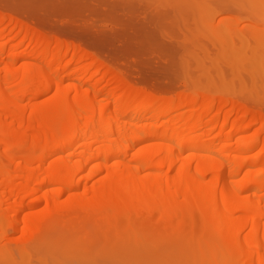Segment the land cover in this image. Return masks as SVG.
Segmentation results:
<instances>
[{"label":"bare ground","instance_id":"6f19581e","mask_svg":"<svg viewBox=\"0 0 264 264\" xmlns=\"http://www.w3.org/2000/svg\"><path fill=\"white\" fill-rule=\"evenodd\" d=\"M87 1L90 5L94 4L91 0ZM230 1L232 0H220L219 7ZM31 2L32 0L29 4ZM76 2L71 4L74 21L79 19L82 6L85 5V2L83 5ZM101 2L102 0L99 3L97 1L98 6H90L88 12L90 14L87 15L91 16L93 22L92 20L89 22L91 23L89 27L85 24L86 28L74 35L75 41L73 39L67 41L68 39L60 38L55 34L46 33V35L45 31L42 34L43 31L33 27L35 23L31 26L27 21H22V17L17 19L18 16H0V192L8 193L4 201L14 199L13 201L19 204L16 210L15 205L10 204L8 200L9 204H7L10 206L0 207V225L2 226L8 219L12 221L13 216L16 217L10 226L16 232L22 231L24 238L23 244L17 248L21 253L28 252L30 247L34 248L36 257L40 256L34 258L41 261L40 237L51 222L59 217V213L65 211V208H62L65 198L62 202L60 197L68 194L66 202L70 203V206L82 208L88 213L87 215H91L89 212L93 210L99 212L102 230L108 233L106 235L112 233L111 229L118 234L121 218L130 220L136 230L140 228L138 225L142 221L144 225L153 226L154 229L159 220L169 219L175 224L185 223L182 221H188L187 218L193 222L198 219L197 230L202 239L199 241L201 248H209L208 252H212L213 249L210 248L218 244L213 241V236L211 237L214 232L221 239V244H218L220 252H216L220 258L213 256L215 257L213 263L264 264V136L262 135L264 120L261 123L259 114L257 116L255 112L257 109L253 112L249 104L246 105L236 96H229L231 90L228 94L225 89L228 95L226 96L221 87L219 89L215 87L217 84H214V87L209 84L208 86L202 84V80L199 81L198 77H192V71L197 69L194 67L197 62L193 61L195 65L191 66L190 62L194 60L191 55L196 54L197 57L198 53L200 55L202 53L204 58L198 56V65L205 59L204 62L210 61L205 64L209 66L210 63L209 67H213L212 61L214 63L217 58L221 59L220 61L225 59L217 56L219 51H216L217 48L225 49L223 43L213 38L214 41L210 42L206 41V37V40H200L199 37L196 39L194 36L197 35L193 36L194 30L184 39H181L182 35L180 39L171 37L172 35L169 37L165 29L158 30L160 33L157 34L152 33L157 29L144 32L143 27L141 33H138L141 27L138 19L137 22L134 19L135 22L132 21L133 24H137L136 26L129 25L133 32L130 37L125 36L129 29H125L124 26V29L112 34L105 31L108 35L101 31L102 28L100 32L99 28L94 27L95 24L97 27L98 23L96 17L102 15ZM175 6L179 7V5ZM178 7L177 10L163 11L166 13L165 17L168 16L169 19L170 14L173 13L175 18L171 15L170 19H179ZM59 10L62 12L61 9ZM172 11H175L177 16ZM217 12L218 9L214 11V15ZM49 15L48 12L47 17H51ZM131 17H134L133 14ZM165 17L161 16L163 21ZM238 18L242 17L232 18L227 14L220 20L230 22L231 19V22L237 24L240 33L244 29L255 30V26L242 24L241 19ZM178 22L177 20V23H174L176 28L181 23ZM182 23L180 27L178 26L180 30L183 25L188 26ZM55 26L58 27L56 24ZM67 26L69 27L68 23ZM15 28H19V33L14 35ZM20 32H24L25 36L21 37ZM155 34L156 38L158 35L157 40L163 36L160 40L162 44L166 39L168 40V42L166 40L168 45H165L167 48L169 46L168 57L157 59L156 56L151 58L148 55V53L152 55V51H157L154 48L156 45L153 44ZM261 35L264 34L261 33L257 39L263 37ZM241 36L245 35L241 33ZM193 37L196 39V45H193L195 42ZM27 41L34 42L33 52L26 50H22V53L15 52ZM258 42L254 48L246 47L243 52L247 57L246 52L250 50L252 55L248 56V59L252 58L253 63L256 60L255 62L258 61L260 64L254 63L250 66L249 63L240 71H252L250 69L253 67L263 65L260 59L253 60L254 55L258 53V46L264 45V41L258 40ZM162 44L156 47L159 48ZM247 44L250 46V42ZM220 45L223 47L221 48ZM195 46L196 48L193 49ZM7 50H10L8 57L5 55ZM213 51L216 53L213 54ZM155 58L157 60H154ZM21 59L28 60L16 67ZM223 62L228 66L227 63L231 60L225 59ZM222 63L214 64V69L219 68L218 71H223L226 67L224 68L226 71L230 68L234 70L232 63H229L228 68L224 64L221 66ZM119 64L125 67L121 68ZM78 66H83L84 71H96L92 78L96 74H101V77L92 84L82 81L75 86L67 85L66 79L70 76L63 71H77V68L73 69V67ZM202 66L197 71L206 68L205 71L208 72V67ZM209 70L212 71V68ZM133 71L141 75L139 78L141 77L142 81H139L143 82L146 89L131 83L129 77ZM241 75L243 78V74L240 73L238 78ZM108 76H111V80L116 85L110 89L99 88L98 85ZM178 79L185 81L187 88L186 91L184 89L180 92L179 96L177 95V99L165 96L161 98L158 96L159 93L157 96L152 93V88L157 90L162 88L161 80L162 82L168 80L167 86L173 87ZM38 84L40 86L36 87ZM86 85L92 88H87ZM104 91L115 100L103 103L100 98ZM157 103L162 106L155 108L154 104ZM111 106L115 107L118 122L120 118L128 117L130 112H135L136 115L128 125L110 127L101 132L98 128H102L112 118L110 114L114 111ZM199 106L205 107L200 110ZM187 107H190L189 111L183 110ZM140 109H149L150 112L140 115ZM179 110H183L185 115L183 111L182 114H177ZM232 114L236 117H232ZM258 119L261 126L260 128L258 126V131L253 130L255 136L251 133L254 138L245 144L240 142L246 137L241 136L238 139L239 134L250 131L253 123ZM159 123L161 125H158ZM251 134L248 136L250 137ZM236 138L241 140L236 141L234 145L233 140ZM27 139H32V144ZM208 140L211 142L208 143ZM26 142H30L27 148L31 150L23 149ZM34 193L44 194V200L46 197V203L50 204V208L47 207L46 210L39 208V211H30L20 216L24 206L27 207L24 201ZM42 194L37 195L39 203L43 200ZM85 218L88 220L90 217L85 216ZM110 218L116 220L112 225L108 222ZM19 222L23 224L20 225ZM4 225L3 230L7 224ZM68 225L66 229L54 228L55 234L48 242L50 248L61 247L65 234L74 238L85 231L83 227L73 222ZM133 226L131 228L134 231ZM102 230L100 229L101 232ZM6 231H3L5 233L0 231V242ZM110 236L113 237L112 234ZM5 242L0 243V250L12 255L13 249ZM99 243L101 244V241ZM94 246H90L89 249L94 251L99 247ZM208 254L203 256L208 257ZM207 257L202 259L206 260V264H210L212 261L208 263L210 258L206 259Z\"/></svg>","mask_w":264,"mask_h":264},{"label":"rangeland","instance_id":"374dc122","mask_svg":"<svg viewBox=\"0 0 264 264\" xmlns=\"http://www.w3.org/2000/svg\"><path fill=\"white\" fill-rule=\"evenodd\" d=\"M29 1H31V0H29ZM29 1L26 2L25 0H0V16H2V15H7V16L11 15L13 17L18 16L17 19H20L19 17H22L21 18L22 21L23 20L25 22L27 21V23L31 24V26L34 25V23H35L36 25L33 27H37V28H39L40 31H43L42 34L45 31V34L47 33L48 35H51V34L54 35L55 34V36L58 35L60 38L63 37V38L68 39L67 41H69V40L72 41V39L75 41L76 39H75L74 35H76L80 30H82L86 27H89L91 24L89 22L91 20L93 22V19L91 18V16L87 15V14H90V13H88L90 11L89 10L90 6L91 7L95 6V5L98 6V3L101 0H95V2H94V0L93 1L91 0V2L94 3L93 5L92 4L90 5L89 1H87V0H83V1L82 0H74V2L71 0H52V1L51 0H43L45 2H43V1L40 2V0H32V2L30 4H29ZM80 1H82V2H80ZM97 1H98V3H97ZM114 1H115V3H113V0H105L104 3L106 6H108V7H106L103 3V0H102V2H101L102 6H100L101 9L99 8L102 11V13H101L102 15L100 17H96V20H98V23L94 22V24L97 23V27H96V24L94 27L96 29L99 28L98 29L99 31L102 28L101 31H103V33L112 34V33H115L116 31H118V30L120 31L126 27L125 29H129L128 32H130V33L127 32L126 33L127 35L125 34V36L130 37L133 32L130 29L129 25L132 24L131 25L132 27H133V25L136 26L137 24H133V22H135L134 20H136V22L139 20L138 22L140 24L139 23L138 24L141 27L138 26L140 28V30L137 31L138 33H141V31H142L141 28H143V27H144L143 30H145L144 32L150 31V30L153 31L154 29L155 30L157 29L156 31H153V32L150 31L152 33H154V32L157 33V32H159L158 30L163 31V29H165V33L169 37L172 35L171 37L175 36L174 38H179L180 35H182V38L181 37L180 38L184 39L185 37L190 35L191 31L194 30L195 34H193V36L197 35V37L194 36L196 39L199 37V39L201 38L200 40H202V39H205V37H206L207 40L206 39L205 40L207 42L214 41L213 39H215V41H216V39H218L217 42L223 43L225 49L224 50L221 49L222 50V52H221V50H219V48H217L218 50H216V51H219V52H217L218 53L217 56H219L220 58L222 57L223 59L225 58V59L231 60V62H228V63L226 62V63L228 64V66L232 63V66L234 67V68L232 67V69H234V70L232 71L231 68L229 67L230 69L229 70L227 69L228 71H226V69H224L226 67H224L223 71L221 69H220L221 71H218L219 68L216 69L217 70L216 71L214 69V64L219 65V62L222 63L225 60L224 59L223 61H220L221 59L219 60V58H217V61H215L216 63L215 62L213 63V61H212L211 65H213V67L212 66L209 67L210 63H208L209 66H207V64H205V63H207L209 60L204 62L205 59L202 60L200 63V64H204L203 66L200 64L198 65V63H199L197 61V59L199 58L198 56H202V59L204 58L202 53H201V55L198 53L197 57L195 56L196 54L191 55L194 58V60H192V62H190L191 66L193 67L195 65V63L193 61L197 62L196 66H194L197 69L194 68L196 71L195 70L192 71V77H196V78L198 77V80L199 79L202 80V81L199 80L202 82V84H206V85L209 84L212 87L215 86L214 84H217V86H215V87L216 88L218 87V89H219V87H221V90H223V92H224V94H226V96H228L226 91L229 94L230 90H231L232 94L230 93L229 96H236L239 100L244 101V103L246 105L249 104L248 106L251 107V110L253 112H254V110L257 109L255 112H256L257 116L259 114L260 121L262 123V121L264 120V45L258 46V48H259L258 53L256 55H254V57H253V60H254V58L260 59V61L262 62L263 65L255 66V68L253 67V69H250L252 71H240V70H241V68L248 66L249 63H250L249 64L250 66H253L254 63H255V65H256V63L260 64L258 61L255 62L256 60H254V63H253L251 61L252 58L248 59V56L252 55V52L250 50L248 52H246L247 57L244 56V54H245L244 52H245L246 47L249 49L251 47L254 48L257 45V43H259L258 40L264 41V35H261L263 37L260 36L261 38H263L262 40H260L261 38L257 39L261 33L264 34V14H263L264 13V0H232L230 2L225 3L223 6H220V7H219L220 0H114ZM22 2H24V3L26 2V3L24 4ZM56 2H57V4H56ZM58 2L59 3L61 2V3L58 4ZM62 2H63V4H62ZM68 2H70V3H68ZM75 2L80 3L82 5H83V2H85L84 3L85 5L82 6L83 8L81 10V12H82L81 16L78 15L79 19H77V21H74V18H72V15H71V13H72L71 12L72 11L71 4L75 3ZM108 2H110V3H108ZM39 5H44V6H39ZM59 5L61 7L65 6V8L64 7H63L64 9L60 8ZM175 5H179V7L175 6ZM109 7H110V9H109ZM177 7H178V11H177L178 13L177 14H178L179 19H175V20H173L172 18L170 19L171 15H172L171 17L174 16L173 13L170 14L169 19H167L168 16H167V18L165 17V15H166L165 12H168L169 9L177 10ZM107 8H108V10L106 11ZM51 9L53 10V12L51 11ZM59 9H61L62 12H60ZM217 9H218V12H217V14L214 15V11H217ZM50 11L52 13H50ZM54 11L55 12L57 11V12L55 13ZM163 11H165V12H163ZM48 12L51 15V17H47ZM84 12H85V14H84ZM172 12H174V14L176 15L175 11H172ZM260 12H261V14L259 15ZM126 13H130V14H127L128 15L127 16ZM159 13H161L162 15ZM206 13H207V15H205ZM234 13H235V15H233ZM45 14H46V16H45ZM116 14H117V16H116ZM121 14L124 16H121ZM131 14H133V16H134L133 18L131 17ZM209 14H211V15H209ZM227 14H228V17L231 16L232 18L242 17V18H238V19H241L242 24H246V23L251 24V25L256 27L255 30H254V28L251 30L244 29L243 30L244 33H243V31L241 33L244 34L245 36L244 37L241 36L240 30L237 28L238 27L237 24H234L233 22H231L232 21L231 19H230V22H229V20H226V21L220 20L225 15L227 16ZM135 15L137 16L136 19H135V17H136ZM52 16H54V17H52ZM67 16L70 18H68ZM102 16H104V18ZM161 16H162V18L165 17L164 21L161 18ZM247 17H249V18H247ZM33 18H34V20H33ZM86 18L89 20H87ZM97 18H99V19H97ZM174 18H175V16H174ZM72 19H73V21H72ZM125 19H126V21H125ZM157 19H158V21H157ZM121 20H123V22ZM140 20L143 21L146 25L143 22H141ZM177 20L181 23L183 22L182 24H187L189 27L191 26V28H188V26H186V25H183V26L181 25L182 27L180 30V28H178V26L180 27L181 23L179 24V22H178L179 25L176 28V26H174L175 25L174 23H177ZM40 21H42V22H40ZM108 21H110V22H108ZM78 22L81 23V26H80V23H78ZM127 22H128V24H127ZM148 22H149V24H148ZM161 22H162V24H161ZM67 23H68L70 28L67 26ZM166 23L170 24V25L168 26ZM55 24L58 27H56ZM85 24H86V27H85ZM142 24H143V26H142ZM153 25H155V26H153ZM119 26H120V28H119ZM123 26H124V28H123ZM146 26H147V28H149V30H147ZM173 26L175 28H173ZM12 27L13 26L11 25L10 28H12ZM104 27H106V29ZM127 27H129V28H127ZM54 28H57V29H54ZM58 28H59V30H58ZM103 28L105 30H103ZM72 29H73V31H72ZM175 30H177V31L175 32ZM51 31H52V33H51ZM67 31H69V32H67ZM105 31H107L108 33ZM197 31H198V33L196 34ZM18 33H19V28H15V30L13 31V34L15 35ZM177 33L178 34L180 33V34L178 35ZM20 34H21L20 35L21 37L25 36L24 32H20ZM164 34H163V36H165ZM168 36L167 37L165 36V38H168ZM159 37H161V35H159ZM162 37L160 38V40H162ZM194 37H193V39L195 40V42H193V41L192 42H193V45H196L197 43H196V39ZM245 37H246V39H245ZM210 38L211 39L213 38V39L211 40ZM157 39H158V35L156 38V34H155V39H154L153 44L156 46L162 44V43H160V40H157ZM256 39H257V41H256ZM166 40H165V42H166ZM165 42L162 45L167 46L168 40L166 42L167 44ZM248 42H250V46H249V44H247ZM156 46H154V48L158 52L152 51L150 49L152 51V52L150 51L152 55H150L148 53V55L151 56V58H154L155 56L157 59H159L160 57H163V58L168 57V55H169L168 51H170V50H168L169 46H168V48L166 46H165L166 48L164 46H163V48L161 46L159 48H157ZM221 46L222 45H220V47ZM161 48L164 50L162 51ZM195 48H196V46L193 47V49H195ZM33 49H34V42L31 43V42L27 41L26 44L21 46L15 52L22 53L21 52L22 50L33 52ZM164 51H166L167 53ZM216 51L215 52L213 51V54H215ZM242 52H243V54H242ZM9 53H10V50H7L5 55L8 57ZM165 54H166V56H165ZM213 56L215 57V55H213ZM244 57H246L247 59ZM156 58L154 60H157ZM188 58L191 59L190 56H188ZM205 58H206V56H205ZM26 60H28V59H21L20 60L21 62L19 61V63L17 64L16 67H19L20 64ZM250 61L253 64H251ZM223 64H224V62L221 64V66ZM224 65L227 66L226 64H224ZM119 66L121 68L125 67V65H122V64H119ZM201 66L204 68H205V66L208 67V70H207L208 72L205 71L206 68L205 69L201 68L200 71H197V70H199V67H201ZM228 66H227V68H228ZM216 67H220V66H216ZM75 68H77V71H63L65 74H69V76H70L66 79L67 85L75 86V85L80 84V82H82V81H87V82H90L89 84H92L98 78L101 77V74H96L94 76L95 79L92 78V75L96 71H84L85 68L83 66L73 67V69H75ZM210 68H212V71L209 70ZM203 71H205V72H203ZM199 72L200 73L202 72V73L200 74ZM131 73L132 74L129 77V80L131 81V83H135L133 85H135V86L137 85V87H141V88L146 89L143 82H140V81H142L141 77L139 78V76H141V75L136 74L137 71H136V73H135V71H133ZM187 73H188V71H187ZM239 73L243 74V78H242V75L240 78H238ZM189 75H190V72H189ZM199 75H201V76H199ZM133 80H134V82H133ZM176 81H177L175 83L176 85L174 84L172 87V86H167L168 80H163V82L161 80L160 81L161 85L162 84L163 85L161 86L162 88L158 89L159 91L157 89H153V88H152V90H153L152 91L150 87H147V88H148V90H151L152 93H154L156 96L159 93L158 96H160L161 98H165V97L174 98V97H176V99H177L178 96L180 95V92L184 91V89L186 91L187 86H186V83H184L185 81L182 82L183 80L180 81L178 79ZM114 85H116L115 82L111 80V76H108V78H105L98 85V87L99 88L106 87V89L107 88L110 89ZM39 86H40V84H38L36 87H39ZM86 87L90 88L91 86L86 85ZM225 89H226V91H225ZM189 92H191V91L189 90ZM51 93H54V92H51ZM117 96H120V94H117ZM100 99L102 100L103 103L112 102L115 100L114 98H111L107 94L106 91H104L101 94ZM245 101H248L249 103H246ZM159 104L160 103H157V104H154L155 106L154 105L153 106L155 108H157L158 106H162ZM203 107H205V106H203ZM253 107H254V109H253ZM111 108H112V111H114L115 107L111 106ZM189 108L190 107L183 108V110L189 111L188 110ZM202 108L199 106L198 109L201 110ZM152 109H153V107H152ZM183 110H179L177 112V114H179V113L182 114ZM115 112L116 111H114L113 114H110V115H112V118L109 119L107 124H105L102 128H98L99 131L104 132L103 130H106L110 127L115 128L119 125H128L129 122L132 120L133 116L136 115L135 112H130L128 114V117L127 116L122 117V118H120V122H118L116 119L117 113H115ZM149 112H150L149 109H140L139 113H140V115H142V114H148ZM187 114H188V112H187ZM224 114H225V111H224V113H222L223 117H224ZM233 114L235 115L236 113H233ZM183 115H185L184 111H183ZM222 115H221V119H223ZM234 115L232 117L235 118L236 116H234ZM261 116L263 118L262 120H261ZM257 121H258V123H256ZM257 121H255L253 123V125H252L253 127L251 126L252 127L251 130L249 129L250 131H248L247 133L243 132V133L239 134L238 139L241 138V136H245L248 140H246V138H244V137H243V141L241 139H240L241 141L237 140V138H236V140L235 139L233 140V142H235V144L233 142L232 143L234 145H236V143H237L236 141H238V142L240 141L243 144H245L246 142H249V140H252L254 138L253 136H255V133L253 132V130L255 129L254 131H258V129L261 126L259 119ZM158 125H161V124L159 123ZM258 126H259V128H258ZM205 128L207 129V127H205ZM206 129H204V130H206ZM208 129H209V127H208ZM251 133L253 134V136ZM248 134H251L250 137L248 136ZM262 135L264 136V133ZM27 140L31 141V144H32V139H27ZM207 142L210 143L211 140H208ZM29 143L30 142H26V145L23 146V149L31 150V149L27 148ZM242 143H240V144H242ZM30 148H31V146H30ZM45 149H46V147L43 148L42 150L44 151ZM251 157H253V156H251ZM4 162H6V160H4ZM0 193L3 194V195L0 194V196H2V197H0V199H2V201L1 200L0 201L3 202L2 205L0 204V207L1 206L5 207V205L10 206L8 204L13 203V205H15V207H16V210L18 209L17 206H19V204H18V202L13 201L14 199H8L10 202L8 200L7 201L3 200L6 198V196H8L7 192H5V193L0 192ZM4 194H5V196H4ZM39 194L41 195L42 193H38V194L34 193L33 196L32 195L29 196L26 199V201H24L25 202L24 204L27 205V207L24 206L23 211H22L23 213L20 212L21 213L20 216H22L25 213L30 212V211H34V210L39 211V208H41V210H43V209L46 210L47 207L50 208V204L46 203L47 202L46 197L44 200V196H45L44 194H42L43 200H41L40 203L37 202V198H38L37 195H39ZM67 196H68V194H65V195L63 194V196L60 197L61 201H62V199L65 198L64 202L62 201L64 203L63 204L64 207L62 206V208L63 209L65 208L64 209L65 211H61V213H59L60 214L59 217L56 220H54L53 222H51V225H49L47 227V229L44 230L43 235L40 237L41 247H40L39 252L42 253L41 254V256H42L41 261H39L38 259H35V258H39L40 256L36 257L37 254H35L34 248L30 247L29 251L26 253H21L19 251V249L17 248L23 244L22 241L24 238L22 237L23 236L22 231L16 232L10 226V225H12L11 222H14L13 219L14 220L16 219V217L13 216L12 221H11V219H8L5 221V223L7 224L6 227H8L9 229L7 230V228L5 227L4 230L5 231L7 230L6 231L7 233L3 234L4 237L2 236L3 237L2 242L4 243V241H6L5 243H8L7 245L10 246L9 248L13 249V252H12V255H10L6 251L0 250V264H195V263L196 264H202V263L206 264V260L204 261L202 258L207 257V256H203V255L208 254V253L209 254H208V257L206 259L210 258L208 260V263L210 261H212V262H210V264H212L214 261L213 258H215L213 256H217L218 258H220V256H218V254H216V252L217 253L220 252L218 249V244L219 245L221 244V241H220L221 239H219L217 233L215 234V232H214L213 235H211V237L213 236L212 237L213 241L218 243V244L215 243V244H217V245H215V247L210 248V249H213L212 250V252L214 251L213 253L208 252L209 248L208 249H206L205 247L201 248L202 246L200 245L199 241H202V239L199 236V232L197 230L198 224H199L197 218H196L197 220L194 219V220H196L194 222L190 221V219L187 218L186 220H188V221H182L185 223L178 222L175 224H173V221L169 220V219L168 220H159L156 228H154V229H153V226L151 227V226L144 225L143 221L141 220L142 223L139 222L141 224L138 225V227H140L139 229H137L138 231L132 225L130 220L128 221L127 218H121L119 220V225L121 224V226H120V229L118 231V234H116L117 232L113 231V229H111L112 233L109 232L110 234H112L113 237L116 235L113 238L110 236V234L106 235L108 233L107 232L105 233V231L102 230L103 226H101L98 211L93 210V212H89V214H91V215H87L88 213L86 211L82 210V208H80V207L75 208V205L70 206V203L66 202V200L68 198ZM12 207H14V206H12ZM15 207L13 209H15ZM85 216H89L90 218L87 220L85 218ZM71 222L75 223L79 227H83L85 229V231H83L82 234H80L74 238L70 237L68 234L67 235L65 234L64 242H62L60 245L61 247L50 248L48 242H49L50 237H52V235L55 234L54 228L62 229V227H64V229H66V227L69 226L68 224H70ZM108 222L111 223V225H112V223L116 222V220L110 218L108 220ZM121 222L123 223V225ZM19 224L22 225L23 223L19 222ZM113 225H115V224H113ZM2 226L0 225V228H1L0 231L2 230V233H5V232H3L4 231L3 228L5 225L3 226V228H2ZM128 226H129V228H127ZM132 226L135 229L134 231L131 228ZM10 229H11V231H10ZM100 229L102 230V232L100 231ZM113 233H114V235H113ZM149 233H151V234H149ZM152 233H153V235H152ZM103 234L105 236H103ZM147 234H149V235H147ZM148 236H149V238H147ZM0 237H1V235H0ZM106 240L108 242H106ZM100 241H101V244L99 243ZM2 242H0V243H2ZM102 242H104V244H102ZM93 245H95L94 247L99 246V247H97L98 249L95 248L96 250L94 249V251H93V249H89V247L90 246L93 247ZM211 253L214 255H212ZM211 256H212V258H211ZM213 264H215V263H213Z\"/></svg>","mask_w":264,"mask_h":264}]
</instances>
